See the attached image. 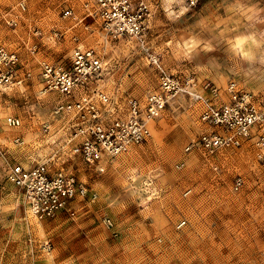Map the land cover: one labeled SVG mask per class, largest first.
Wrapping results in <instances>:
<instances>
[{"label":"rangeland","instance_id":"1","mask_svg":"<svg viewBox=\"0 0 264 264\" xmlns=\"http://www.w3.org/2000/svg\"><path fill=\"white\" fill-rule=\"evenodd\" d=\"M93 1L0 0V49L16 55L19 76L31 74L21 88L0 89V264H264V161L252 143L198 149L201 105L182 95L149 123L142 144L87 166L62 145L53 115L60 98L41 94L39 77L41 61L68 67L75 49L93 50L104 71L92 89L110 97L116 119L129 99L143 105L159 91L154 58L198 93L208 94L207 83L217 88L216 103L231 101V84L264 96V0H200L189 10L150 1L156 8L141 42L106 37L87 15ZM63 7L72 12L66 19ZM52 29L58 39L49 38ZM31 161L73 175L96 200L73 201L72 217L35 220L5 181L8 165Z\"/></svg>","mask_w":264,"mask_h":264},{"label":"built area","instance_id":"2","mask_svg":"<svg viewBox=\"0 0 264 264\" xmlns=\"http://www.w3.org/2000/svg\"><path fill=\"white\" fill-rule=\"evenodd\" d=\"M153 0H94L87 15L95 18L106 37L127 38L141 42L148 29ZM179 3L186 9L196 8L200 0H154ZM64 4L67 0H61ZM25 11L23 2L18 4ZM61 18L66 19L72 12L63 7ZM14 25V23H11ZM40 36L39 31L34 32ZM58 30H51L49 38L58 39ZM36 45L30 46L35 52ZM16 55L0 49V89L21 88L30 72L18 75ZM158 72L159 91L149 93L143 105L133 99L127 101V115L124 118H112L110 97L99 87L93 88L104 71L103 60L91 49H75L68 67L47 61L39 63L41 94L54 93L60 98L53 115L60 118L63 137L62 145L69 148L71 155L79 158L85 165L97 167L104 156L115 157L132 146L142 144L149 135L148 125L160 116L168 102L178 96H187L201 105L199 120L205 126L200 133L196 146L212 153L226 147H240L250 142L258 150L257 158L264 161V96L236 91L234 85L227 87L233 98L228 104L216 103L220 92L207 83L204 90L208 94L198 93L195 82L184 84L166 73L157 60H152ZM9 127H17L19 121L8 118ZM50 125L44 122L40 131L50 133ZM19 143V139L14 140ZM19 144H22L20 142ZM61 145V146H62ZM63 148V147H62ZM189 149V148H188ZM187 149V150H188ZM48 162L31 161L28 166L8 165L5 181L21 196L27 212L37 221L53 219L60 214L73 216L70 204L76 199L96 200V194L63 170L50 171ZM241 186L236 179L234 190ZM106 227H111L108 219H103Z\"/></svg>","mask_w":264,"mask_h":264}]
</instances>
